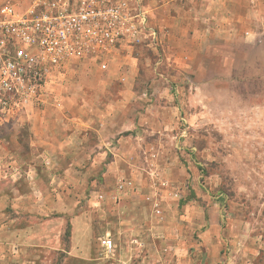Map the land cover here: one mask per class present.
<instances>
[{"label":"rangeland","instance_id":"374dc122","mask_svg":"<svg viewBox=\"0 0 264 264\" xmlns=\"http://www.w3.org/2000/svg\"><path fill=\"white\" fill-rule=\"evenodd\" d=\"M128 1L140 42L0 120V264H264V0Z\"/></svg>","mask_w":264,"mask_h":264},{"label":"built area","instance_id":"2783aa9c","mask_svg":"<svg viewBox=\"0 0 264 264\" xmlns=\"http://www.w3.org/2000/svg\"><path fill=\"white\" fill-rule=\"evenodd\" d=\"M139 16L128 0L0 5V120L43 104L50 78L71 63L106 71L124 43L140 42ZM101 247L110 253L113 243Z\"/></svg>","mask_w":264,"mask_h":264},{"label":"crops","instance_id":"0c3cea01","mask_svg":"<svg viewBox=\"0 0 264 264\" xmlns=\"http://www.w3.org/2000/svg\"><path fill=\"white\" fill-rule=\"evenodd\" d=\"M169 2L168 1H166V0H162V3H161V7L160 8H163V9H165V8H169L170 7V5H168V6H166L167 4H168ZM174 5V4H173ZM174 7H175V5H174ZM20 119H22V118H18V121L20 120ZM14 121V120H13ZM30 121V120H29ZM30 125V124H29ZM28 125V126H29ZM34 128H35V125L33 124V126L30 128V131H31V133L33 134L34 133ZM43 135H45V133L43 134ZM60 147H62L61 145L59 146V148Z\"/></svg>","mask_w":264,"mask_h":264}]
</instances>
